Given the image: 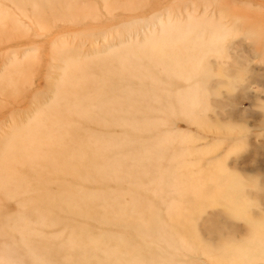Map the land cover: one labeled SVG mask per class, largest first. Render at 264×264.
<instances>
[{
  "label": "rangeland",
  "instance_id": "1",
  "mask_svg": "<svg viewBox=\"0 0 264 264\" xmlns=\"http://www.w3.org/2000/svg\"><path fill=\"white\" fill-rule=\"evenodd\" d=\"M0 264H264V0H0Z\"/></svg>",
  "mask_w": 264,
  "mask_h": 264
}]
</instances>
